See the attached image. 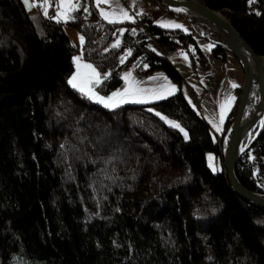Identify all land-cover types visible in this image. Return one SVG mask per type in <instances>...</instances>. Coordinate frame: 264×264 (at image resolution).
<instances>
[{
  "label": "trees",
  "instance_id": "obj_1",
  "mask_svg": "<svg viewBox=\"0 0 264 264\" xmlns=\"http://www.w3.org/2000/svg\"><path fill=\"white\" fill-rule=\"evenodd\" d=\"M149 1L167 12L163 0ZM205 3L264 57V0ZM89 4V19L78 10L67 22L83 34L79 46L42 7L28 13L21 0H0V264H264V208L237 195L206 159L213 151L222 160L240 96L219 139L182 90L116 108L89 99L68 83L76 54L109 74L103 94L121 87V69L139 58L181 83L153 45L202 55L193 33L149 16L110 23ZM120 26L122 44L110 47ZM212 53L225 60L229 52L215 45ZM154 110L178 120L188 138ZM236 171L264 193V124Z\"/></svg>",
  "mask_w": 264,
  "mask_h": 264
},
{
  "label": "rangeland",
  "instance_id": "obj_2",
  "mask_svg": "<svg viewBox=\"0 0 264 264\" xmlns=\"http://www.w3.org/2000/svg\"><path fill=\"white\" fill-rule=\"evenodd\" d=\"M37 2L41 3L40 1ZM75 2L80 5L78 10L82 11V16L85 19H89V17L91 16L89 0H75ZM53 4L54 7H56V5L58 4V0H52V6L49 7L50 9H52ZM95 4H96V0H95ZM100 8H103L108 12L117 13V16L112 17V19H116L118 21L116 23L122 24L131 20L122 19V17L118 15L121 12V10L126 9L128 10L130 15H135L134 9L137 8L141 12L143 10V4L140 3V0H135L134 6H133V0H110L108 4H101ZM50 9H48V16L49 17L55 16L57 13V7L54 9L53 12ZM85 9H87V11H85ZM158 10L161 11V14L157 17H154V23L158 24L161 27H164L162 26L161 23L162 21H170V22H174L175 24L182 25V27L180 28L177 27H164V28L183 29L186 32L193 33L202 50V55H200V53H198L197 49L194 46H192L190 51H188L186 49L170 50L167 48H160L156 45H153V48L155 50L164 54L166 57H168L171 60L172 63L176 65L177 69L180 71L183 77L181 83L175 82L166 73V71L162 69L148 72L147 70L148 63L143 58H139L138 60L132 62L129 66H124L121 69V76L123 78V85L121 87L112 91L110 94L100 93L98 91L99 84L95 85V90L101 96H105V97L110 96L113 92L123 91L128 86V82L124 79V74L129 72H131L132 74V78L134 79L135 86L140 89H147V90L158 89L161 85L170 82L171 84L176 86L175 93L180 90L184 92L190 104L194 107V109L198 111L199 114H201V116L205 118L208 121V123L211 125L214 133V137L216 139H219L220 135L222 134L225 128V123L227 121V118L230 115L235 104L237 103L238 97L242 93L241 91V93L239 94L238 90L240 88H243L245 83V75L243 68L239 60L229 51H228L229 53L227 54V59L225 60L221 58H217L213 55L212 48L213 46L216 45L214 41H216L219 38V36L214 34L212 30L207 28V36H204L201 33L200 29L194 27L186 18L178 17L169 12L162 11L161 9ZM76 11L72 12L74 19H76L77 17ZM98 12L100 14V9L98 10ZM71 20H68L67 22ZM106 21L109 22V20ZM67 22H64V24L66 31L71 38V41L75 45L82 46L83 44H81L80 42V37L83 36V34L78 28L73 27L71 25H67ZM125 30L126 27L124 26L118 27L110 47H113V45L116 44L117 40L120 41V45L122 44V36ZM208 46H212V47L209 48ZM127 53L128 50L123 55V58L126 56ZM182 53H187V59L184 58ZM191 53L194 54L193 57H191ZM76 56H81V55L76 54L75 57ZM128 56L129 55L126 56V59L128 58ZM83 62L93 64L91 61H88L84 58H83ZM145 65H147V67H145ZM75 71H76V66L73 74L75 73ZM97 71L100 72L98 69ZM72 75L70 76V78L72 77ZM151 77H157V79H150ZM165 77L167 78V80L164 79ZM233 83L237 84L238 87H233L232 86ZM228 97H234V100H232L230 105L228 106V110L225 112L223 123H221L220 122L221 104H223ZM145 99H146L145 103L156 101V99H151L149 97H145ZM93 101L96 102L95 100ZM127 103H138V102H133L132 100H129V102ZM156 112L159 113L161 117H166L167 120L175 121L181 126V128H183L187 132V130L180 124L178 120L171 118L160 111H156ZM262 124H264V119ZM217 126L220 129L219 131L217 130ZM182 133L184 134V132ZM209 157H212L213 159L210 160ZM206 159L213 173H221L224 171L223 161L220 158H218L213 151L206 152ZM213 165L217 170L215 171L213 170Z\"/></svg>",
  "mask_w": 264,
  "mask_h": 264
},
{
  "label": "water",
  "instance_id": "obj_3",
  "mask_svg": "<svg viewBox=\"0 0 264 264\" xmlns=\"http://www.w3.org/2000/svg\"><path fill=\"white\" fill-rule=\"evenodd\" d=\"M163 1L167 12L186 18L194 27L199 28L204 36H207V28L212 30L224 42L213 40L215 44L231 52L243 68L245 83L240 95L237 114L222 139V161L233 191L242 199L264 208V193L253 191L244 186L236 171L241 156L256 139L263 125V121L259 122L247 145L243 147L240 140L245 127L256 116L253 108L256 103L257 91L264 93V66L262 64L264 57L255 53L225 14L211 9L206 5L205 0ZM21 2L28 13L35 10V7L29 9L24 0H21ZM32 2L34 3L33 0Z\"/></svg>",
  "mask_w": 264,
  "mask_h": 264
},
{
  "label": "snow or ice",
  "instance_id": "obj_4",
  "mask_svg": "<svg viewBox=\"0 0 264 264\" xmlns=\"http://www.w3.org/2000/svg\"><path fill=\"white\" fill-rule=\"evenodd\" d=\"M110 0H96V6L100 9V15L106 19L109 20L110 23H116L118 22L116 19H112V17L117 16V13L115 12H108L103 8H100L101 4H108ZM254 2V0H249V3ZM24 3L26 6L31 9L32 7H42L43 9V15L45 17H48V9L52 6V0H41V3L36 4L33 3L32 0H24ZM135 5V0H133V6ZM57 7V13L55 16L48 17L50 19H54L57 22H67L68 20L74 19V16L72 15L73 11H76L79 9L80 5L75 2V0H58ZM87 11V9H85ZM182 11V9H181ZM143 12L141 11L137 15H141ZM122 19L124 20H131L135 21V15H130L128 10L124 9L121 10V12L118 14ZM162 26L164 27H177L180 28L182 25L175 24L174 22L170 21H162ZM123 31V30H121ZM135 31L134 29L132 30ZM81 44L84 43V37H80ZM120 45V41L117 40L116 44L113 45V47H118ZM211 48L212 46H208ZM131 54V49L128 50L127 55ZM185 59H187V53H182ZM126 56L121 59V63L124 62V59H126ZM74 63L76 66V71L72 75V77L69 79L68 83L75 89H78L81 93L86 95L89 99L95 100L98 103L103 104L107 108H116L119 107L123 103L129 102V100H132L133 102L138 103H145L146 99L145 97H149L151 99H165L168 96H171L176 91V86L171 84L170 82H167L163 85H161L158 89L153 90H147V89H140L135 86L134 79L132 78L131 72L124 74V79L128 82V86L123 91H117L113 92L110 96H101L96 90L95 85H98L102 83V79H106L107 75L105 74L102 78V75L100 72L97 71V68L90 63L83 62L82 56H76L73 58ZM147 67V65H145ZM150 79H157V77H151ZM167 80V78H164ZM233 87H238L237 84L233 83ZM234 100V97H228L223 104H221V115H220V122L223 123L225 112L228 110V106L230 105L231 101ZM157 115H160L157 113ZM167 121V123L173 127L179 128L182 132H184V136L187 139L188 134L187 132L181 128V126L176 123L175 121L167 120L166 117H162ZM217 130L219 131V127L217 126ZM243 150V149H241ZM210 160H212V157H209ZM213 170H217L215 166L213 165Z\"/></svg>",
  "mask_w": 264,
  "mask_h": 264
},
{
  "label": "bare ground",
  "instance_id": "obj_5",
  "mask_svg": "<svg viewBox=\"0 0 264 264\" xmlns=\"http://www.w3.org/2000/svg\"><path fill=\"white\" fill-rule=\"evenodd\" d=\"M215 34V33H214ZM220 41V38L217 39V41ZM226 44V43H225ZM228 45V44H226ZM262 64L264 66V59H262ZM253 112H256V116L247 123L245 130L243 132V135L241 137L240 143L244 147L247 145L249 138L251 135H253L256 126L259 124V122L263 121L264 117V93L262 91H257V97H256V103L253 108Z\"/></svg>",
  "mask_w": 264,
  "mask_h": 264
},
{
  "label": "crops",
  "instance_id": "obj_6",
  "mask_svg": "<svg viewBox=\"0 0 264 264\" xmlns=\"http://www.w3.org/2000/svg\"><path fill=\"white\" fill-rule=\"evenodd\" d=\"M40 2H41V0H40ZM140 3L143 4V10H142L143 14H141V15L149 16L154 21V17H157V16H159L161 14V11L158 10L160 8L158 6H156L154 3H152L151 1H149V0H140ZM55 8L56 7H54V4H53L52 9H50V8L49 9L52 10V12H53ZM139 13H140V11H139ZM135 18H136V15H135Z\"/></svg>",
  "mask_w": 264,
  "mask_h": 264
},
{
  "label": "built area",
  "instance_id": "obj_7",
  "mask_svg": "<svg viewBox=\"0 0 264 264\" xmlns=\"http://www.w3.org/2000/svg\"><path fill=\"white\" fill-rule=\"evenodd\" d=\"M134 13L136 15V19H141L142 17H146V15H137L139 13V10L137 8L134 9ZM142 28V26H136L135 29L138 30Z\"/></svg>",
  "mask_w": 264,
  "mask_h": 264
}]
</instances>
